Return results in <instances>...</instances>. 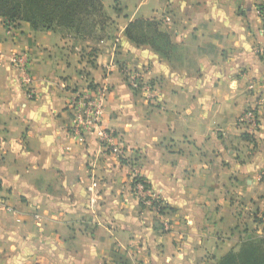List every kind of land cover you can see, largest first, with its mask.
Returning <instances> with one entry per match:
<instances>
[{
	"label": "crops",
	"instance_id": "0c3cea01",
	"mask_svg": "<svg viewBox=\"0 0 264 264\" xmlns=\"http://www.w3.org/2000/svg\"><path fill=\"white\" fill-rule=\"evenodd\" d=\"M263 2L103 0L101 39L0 16V264H217L264 239ZM141 17L162 21L169 57L125 36ZM24 50L34 98L11 63ZM102 87L110 150L71 132V103ZM251 106L255 134L239 122ZM132 165L159 208L132 193Z\"/></svg>",
	"mask_w": 264,
	"mask_h": 264
},
{
	"label": "trees",
	"instance_id": "16d2710c",
	"mask_svg": "<svg viewBox=\"0 0 264 264\" xmlns=\"http://www.w3.org/2000/svg\"><path fill=\"white\" fill-rule=\"evenodd\" d=\"M0 16L26 21L35 30L64 28L78 37L101 39L110 17L103 0H0ZM125 36L137 46L149 45L163 57L175 48L169 32L156 18H137L128 23ZM217 264H264V239L243 241L237 250L219 258Z\"/></svg>",
	"mask_w": 264,
	"mask_h": 264
},
{
	"label": "built area",
	"instance_id": "2783aa9c",
	"mask_svg": "<svg viewBox=\"0 0 264 264\" xmlns=\"http://www.w3.org/2000/svg\"><path fill=\"white\" fill-rule=\"evenodd\" d=\"M258 13L264 20V2L259 4ZM11 63L21 73L22 82L28 88L31 98L36 97L35 88L31 86V54L24 50L11 55ZM115 62L108 63L107 66L114 65ZM126 79L135 91H150L149 81L143 78L142 72L136 68L122 67ZM107 88H89L77 100L71 103L74 110V120L71 127L72 134L80 141H84L86 136L94 134L104 149H111L116 143L117 135L115 131L103 126V118L106 109ZM239 122L248 134H255L260 124V114L256 106L247 108L239 118ZM131 191L139 199L149 203L153 207L159 208L163 204V199L153 191L149 183L140 176L137 167H131ZM98 181L96 175H92L90 191H94ZM0 203L2 200L0 198Z\"/></svg>",
	"mask_w": 264,
	"mask_h": 264
}]
</instances>
